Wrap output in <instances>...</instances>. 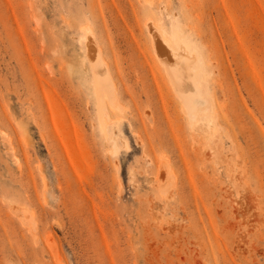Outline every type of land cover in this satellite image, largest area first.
Here are the masks:
<instances>
[{
	"label": "rangeland",
	"instance_id": "obj_1",
	"mask_svg": "<svg viewBox=\"0 0 264 264\" xmlns=\"http://www.w3.org/2000/svg\"><path fill=\"white\" fill-rule=\"evenodd\" d=\"M0 264H264V0H0Z\"/></svg>",
	"mask_w": 264,
	"mask_h": 264
},
{
	"label": "bare ground",
	"instance_id": "obj_2",
	"mask_svg": "<svg viewBox=\"0 0 264 264\" xmlns=\"http://www.w3.org/2000/svg\"><path fill=\"white\" fill-rule=\"evenodd\" d=\"M178 34H173L174 43L165 37L157 36L155 44L158 50L167 57L168 68L172 70V77L176 88L181 95L184 105L191 117H204L207 115V96L199 85L200 72L198 58L189 53L185 42L178 39ZM174 44V45H173ZM105 91H97L99 107L103 110ZM111 96V94H109Z\"/></svg>",
	"mask_w": 264,
	"mask_h": 264
}]
</instances>
